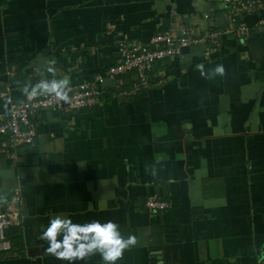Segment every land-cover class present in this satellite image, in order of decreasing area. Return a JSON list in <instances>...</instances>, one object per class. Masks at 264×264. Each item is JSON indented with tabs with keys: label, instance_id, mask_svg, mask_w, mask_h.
<instances>
[{
	"label": "crops",
	"instance_id": "obj_1",
	"mask_svg": "<svg viewBox=\"0 0 264 264\" xmlns=\"http://www.w3.org/2000/svg\"><path fill=\"white\" fill-rule=\"evenodd\" d=\"M260 1L245 40L156 63L148 89L130 94L127 75L104 80L91 106L37 113L34 143L0 153V203L14 214L0 264L260 262ZM226 12L223 0H0V124L30 94L102 75L120 42L225 32ZM154 194L167 210H145Z\"/></svg>",
	"mask_w": 264,
	"mask_h": 264
},
{
	"label": "built area",
	"instance_id": "obj_2",
	"mask_svg": "<svg viewBox=\"0 0 264 264\" xmlns=\"http://www.w3.org/2000/svg\"><path fill=\"white\" fill-rule=\"evenodd\" d=\"M227 6L225 32H209L197 34L191 27L179 30H164L151 36L145 44L137 42H120L117 46V61L107 68L91 82H82L74 87L53 86L50 90L30 94L22 103L10 107L8 117L0 124V145L3 140L5 146H0V153L14 158L18 147L31 145L36 139L34 118L44 110L75 111L94 104L101 96L100 86L104 80H116L118 77L131 75L133 83L128 91L130 94L148 89L153 81L151 75L153 67L158 62H164L181 56L184 49L205 45L220 48L221 37L225 34L238 40H245L249 34L243 17L255 14L263 8L260 0H223ZM209 19V15H204ZM264 25V21L261 22ZM195 32V33H194ZM66 97L64 105L62 98ZM148 213H160L169 208V203L159 195H150L145 201ZM14 214L3 208L0 203V256L12 249V243L7 235L14 225ZM258 264H264V250Z\"/></svg>",
	"mask_w": 264,
	"mask_h": 264
},
{
	"label": "water",
	"instance_id": "obj_3",
	"mask_svg": "<svg viewBox=\"0 0 264 264\" xmlns=\"http://www.w3.org/2000/svg\"><path fill=\"white\" fill-rule=\"evenodd\" d=\"M188 50H189V49H184L183 52L185 53V52H187ZM66 100H67L66 97H63V98H62V102H63L64 105L67 104V101H66Z\"/></svg>",
	"mask_w": 264,
	"mask_h": 264
},
{
	"label": "trees",
	"instance_id": "obj_4",
	"mask_svg": "<svg viewBox=\"0 0 264 264\" xmlns=\"http://www.w3.org/2000/svg\"><path fill=\"white\" fill-rule=\"evenodd\" d=\"M154 68V67H153ZM7 235H8V232H7Z\"/></svg>",
	"mask_w": 264,
	"mask_h": 264
}]
</instances>
